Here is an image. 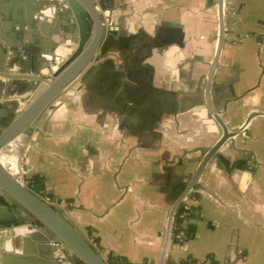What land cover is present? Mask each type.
<instances>
[{
  "label": "crops",
  "instance_id": "1",
  "mask_svg": "<svg viewBox=\"0 0 264 264\" xmlns=\"http://www.w3.org/2000/svg\"><path fill=\"white\" fill-rule=\"evenodd\" d=\"M116 2L125 34L100 60L102 80L92 82L93 89L73 90L42 119L48 127L28 141L25 185L39 191L44 183V198L69 210L109 264H158L173 193L196 169L192 159L200 152L188 145L195 135L179 137L175 125L166 131L162 115L140 112L139 103L152 108L160 94L151 63L158 56L169 61L177 47L209 62L218 35L217 0ZM226 3L228 42L212 91L229 126L237 127L250 110H264V0ZM246 133L206 169L193 233L184 243L173 241L168 264H208L206 257L216 264H264V119ZM14 147L2 150L3 163L13 162ZM36 255L35 264H54Z\"/></svg>",
  "mask_w": 264,
  "mask_h": 264
},
{
  "label": "water",
  "instance_id": "2",
  "mask_svg": "<svg viewBox=\"0 0 264 264\" xmlns=\"http://www.w3.org/2000/svg\"><path fill=\"white\" fill-rule=\"evenodd\" d=\"M216 4L218 35L214 52L206 62L204 96L206 117L221 132L210 147L192 159L197 167L171 204L158 264H168L178 211L200 186L211 161L229 143L236 145L254 120L264 119V110L252 109L239 126L230 127L214 103L212 90L228 42L227 3L217 0ZM118 8L116 0H0V154L14 142L21 140L24 144L38 135L40 126L46 129L48 126L42 125L44 116L52 115L55 106L73 90L93 89L91 83L102 80L104 63L100 60L125 34ZM174 52L182 58L177 47ZM160 57L156 62L151 61L152 65H156ZM171 58L167 60L168 67H172L174 59ZM192 62L191 59L183 61L181 66ZM15 65H18L17 71L11 72ZM196 90L194 88L187 99H177L178 92H166L171 98L174 96L175 101L177 99L178 104H174L177 109L173 110L175 117L179 115V103L196 101ZM30 148L31 145L27 152ZM22 169L27 174L26 164ZM44 186L41 183L39 191L31 189L0 161V255L6 253L0 264H35L41 258L36 254L53 260L54 264H62L55 255L58 246L63 247L72 264H109L87 233L70 217L69 210L64 209L60 201L56 205L44 199Z\"/></svg>",
  "mask_w": 264,
  "mask_h": 264
},
{
  "label": "flooded vegetation",
  "instance_id": "3",
  "mask_svg": "<svg viewBox=\"0 0 264 264\" xmlns=\"http://www.w3.org/2000/svg\"><path fill=\"white\" fill-rule=\"evenodd\" d=\"M158 59L162 61V63L159 64L160 61L156 63L155 84L159 87L160 94L158 96H155V102L154 104H152V108L149 107L150 105L147 104V101L145 100L144 102L139 103L140 112H156L160 114L162 111V118L160 122L163 129L167 131V129L170 127L173 128L172 130H174L173 126L175 125L176 129L174 131L179 137H185L190 133L195 135L193 141L188 143V145L194 147L192 151H198L201 154L208 147H210V145L207 147L203 143L208 141V144H212L214 140L217 139L218 134L221 132V129L218 128V126L213 122H210L206 117L207 111L204 96L206 83L205 75L207 73L206 62L204 61L203 56H201L200 59H196V55L191 57L184 54L182 58L179 59V56H177L176 52V55L173 58L175 62H172V71L176 70V73L174 74V71L168 73V65L164 57H160ZM190 59L193 60V62L190 66L189 71H187L186 68L189 65L183 67L181 66V62L189 61ZM177 76H179V78H177ZM199 85H201L202 89H199ZM194 88L197 89L196 101L193 104H188L190 103L189 100L188 103H185L188 104V107H186L185 109H183L185 104L183 103L182 105L181 103H179L178 108L180 110H177L179 115L178 117H175L173 110L177 109L174 106V104H178L177 99H181L182 97L184 99L190 98V94L192 93ZM165 91L178 92L176 101L174 100V96L171 98L170 94L167 95ZM91 93L92 92H90V94ZM216 106L220 112H222L223 114L225 113V107H219L217 104ZM246 136L247 133L245 137ZM241 138L242 137H240V139ZM16 150V147H14V153L13 155H11L12 161L16 158ZM195 194H198V188L194 190L193 195Z\"/></svg>",
  "mask_w": 264,
  "mask_h": 264
},
{
  "label": "built area",
  "instance_id": "4",
  "mask_svg": "<svg viewBox=\"0 0 264 264\" xmlns=\"http://www.w3.org/2000/svg\"><path fill=\"white\" fill-rule=\"evenodd\" d=\"M18 178L20 180H22L21 177H18ZM44 199L50 204H56V205L58 204L57 201H55L54 199H52L50 197H46ZM199 205H200L199 196H198V194L193 195V193L181 205V207H180L181 213H179L177 215V218H176V222H177V220L180 221V223L178 224V226H179L178 231L175 234L173 233V241L175 239V241H176L175 243L181 244V243H184L185 241H187L189 239L187 229H188L189 225L192 224V220L196 214L197 207ZM176 222H175V227H176ZM175 227H174V230H175ZM91 242H92V244H94V246H96V243L94 240H92ZM57 246H58V244H57ZM234 250L238 253L239 256L243 255V251L240 248L235 247ZM55 255L57 258H59L61 260L62 264H72L67 259V256H66L62 246L61 247L58 246V249L55 252ZM212 264H216V263L214 262Z\"/></svg>",
  "mask_w": 264,
  "mask_h": 264
},
{
  "label": "trees",
  "instance_id": "5",
  "mask_svg": "<svg viewBox=\"0 0 264 264\" xmlns=\"http://www.w3.org/2000/svg\"><path fill=\"white\" fill-rule=\"evenodd\" d=\"M184 184H179L177 186V189L176 191L173 193V196H172V199H171V203H173L175 201V199L179 196V194L181 193V191L184 189ZM181 213V209L178 211V214ZM180 223L179 220H177L176 222V227H175V230H174V234L177 233L178 231V224ZM187 233H188V238L190 239L191 238V235L193 233V225H189L188 229H187ZM174 242L175 239H174ZM129 264H135V263H129ZM181 264H206L204 263L203 261H199L197 259H188L186 261H183Z\"/></svg>",
  "mask_w": 264,
  "mask_h": 264
},
{
  "label": "bare ground",
  "instance_id": "6",
  "mask_svg": "<svg viewBox=\"0 0 264 264\" xmlns=\"http://www.w3.org/2000/svg\"><path fill=\"white\" fill-rule=\"evenodd\" d=\"M23 144V141L18 140L14 142V146L16 147V158L13 160L12 163L5 164L1 160V163L8 169L10 170L14 175H21L23 172L22 166L20 164V149L21 145ZM12 160V159H11ZM21 177V176H20Z\"/></svg>",
  "mask_w": 264,
  "mask_h": 264
},
{
  "label": "rangeland",
  "instance_id": "7",
  "mask_svg": "<svg viewBox=\"0 0 264 264\" xmlns=\"http://www.w3.org/2000/svg\"><path fill=\"white\" fill-rule=\"evenodd\" d=\"M257 131V130H256ZM249 133V132H248ZM243 137V136H242ZM215 141V140H214ZM30 145H29V142L28 141H26L23 145H21V148H20V164H21V166L24 164V158H25V155H26V152H27V149H28V147H29ZM17 177H20L21 176V178H22V180L26 183V182H28V180H27V174H24L23 172L21 173V175H16ZM192 223H193V220H192ZM204 260H206L207 262H208V264H212V263H214L212 260H214V259H212V258H210V257H206V259H204Z\"/></svg>",
  "mask_w": 264,
  "mask_h": 264
}]
</instances>
